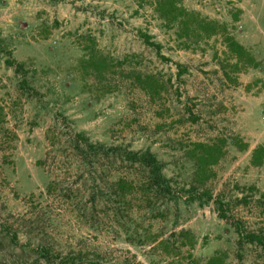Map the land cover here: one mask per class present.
Segmentation results:
<instances>
[{"label":"rangeland","instance_id":"374dc122","mask_svg":"<svg viewBox=\"0 0 264 264\" xmlns=\"http://www.w3.org/2000/svg\"><path fill=\"white\" fill-rule=\"evenodd\" d=\"M156 2L0 0V264H264L235 229L264 233V0H179L226 24L249 67L222 35H187ZM148 76L158 92L141 85ZM79 133L152 151L173 193L113 157L85 164ZM196 142L224 150L206 177ZM121 174L141 180L126 196Z\"/></svg>","mask_w":264,"mask_h":264},{"label":"trees","instance_id":"16d2710c","mask_svg":"<svg viewBox=\"0 0 264 264\" xmlns=\"http://www.w3.org/2000/svg\"><path fill=\"white\" fill-rule=\"evenodd\" d=\"M156 10L159 12L160 16L168 22L181 24L184 33L187 35H190L192 32L206 37L217 34L222 35L226 46L237 60L241 61V63L245 60L244 65L246 67L257 65L250 52L228 31L226 24L201 18L196 12L187 10L179 0H157ZM157 47L160 48L159 45ZM103 60L106 61L104 58ZM103 60L94 62V65L99 64V66H96L98 71H102V68L106 67L105 64H103ZM6 62L8 66L14 67L16 72H20L24 69V64L17 62L15 59L8 58ZM150 79L153 80L154 83L157 82L152 76H148L147 80H142V77H139L141 85H143V83H149ZM26 81L25 78L23 80V85L27 84ZM151 87L158 92L159 90L157 87H160V85L157 82L155 86ZM74 149L85 164H93L95 161L94 159L102 156L107 158L113 157L116 161L121 163V165L128 163L135 168H142L144 172L143 174H145V179L143 178L142 181H144L143 183L148 185L153 192L162 193L164 195L173 193V186L163 171L162 162L150 150L135 151L122 146H107L102 143H94L82 133L78 134V137L74 142ZM262 151H264L263 147L255 150L254 163L257 165L263 163V156L260 155V152ZM190 153L197 161L199 174L206 177L211 165L218 163L224 155V150L223 147L218 144L196 142L193 144ZM138 180L141 181L140 179ZM138 180L135 178H128L121 174L116 182L121 196H126L127 193L134 192ZM204 195L205 196L200 199H203V201L206 202L213 200L219 207L220 217L228 219L229 216L222 200H220V198H213L210 191H205ZM235 229L239 235L240 244L243 242L256 243L264 250V233L247 230L245 229V226H242L241 224L235 226ZM90 264L100 263L92 261ZM206 264H223V262L220 256H213L206 262Z\"/></svg>","mask_w":264,"mask_h":264}]
</instances>
